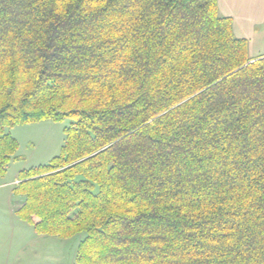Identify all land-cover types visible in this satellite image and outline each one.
Here are the masks:
<instances>
[{"label":"trees","instance_id":"trees-1","mask_svg":"<svg viewBox=\"0 0 264 264\" xmlns=\"http://www.w3.org/2000/svg\"><path fill=\"white\" fill-rule=\"evenodd\" d=\"M44 119L16 214L74 264H264V54L217 0H0V174Z\"/></svg>","mask_w":264,"mask_h":264},{"label":"rangeland","instance_id":"rangeland-1","mask_svg":"<svg viewBox=\"0 0 264 264\" xmlns=\"http://www.w3.org/2000/svg\"><path fill=\"white\" fill-rule=\"evenodd\" d=\"M68 123V119L62 121L44 119L18 124L7 129L17 140L18 148L15 152L17 159L8 164L4 174H0V208L2 209L0 211V264H22L21 260L6 262V254L9 249L12 251L16 249L14 244L29 241L27 233L20 234L18 224L23 223L29 229L30 226L18 215L14 218L7 214L4 209L7 200L10 202V206L15 207L16 202L22 198L20 195L11 193L15 186L13 182L17 179L20 170L45 164L60 152L64 141L63 127ZM83 235L84 233H80L65 240L53 237L49 239L51 244L41 241L39 245L26 248V252L29 251V254L35 253L39 257L42 256L41 261L36 259L30 264H74L73 255L78 239L82 238ZM45 253L50 257H45Z\"/></svg>","mask_w":264,"mask_h":264},{"label":"crops","instance_id":"crops-1","mask_svg":"<svg viewBox=\"0 0 264 264\" xmlns=\"http://www.w3.org/2000/svg\"><path fill=\"white\" fill-rule=\"evenodd\" d=\"M217 8L218 12L221 15L231 18L232 30L234 35L236 37L247 39L248 55L251 58L263 55L264 0H217ZM11 193L13 194L12 191ZM22 201L23 199L21 198L16 202L17 205H15V207H12L9 205L10 202L7 200V204L5 203L6 206L4 208L6 213L16 218V209L20 206ZM1 210L2 209L0 208V211ZM18 229L21 235H24L23 232L27 233V235L29 236V241L14 244L16 246V249L14 251H12L11 249L7 251L6 262L21 260L22 264H30L33 263V261H36V259L37 261H41L42 256L39 257L35 255V253L29 254V251L26 252V248L39 245L41 244V241L47 244H51V241L49 239H52L54 236L38 235L33 231L31 226L29 229V227H26V225H24L23 223L18 224ZM74 256L75 254L73 255V258ZM45 257L50 256L45 253Z\"/></svg>","mask_w":264,"mask_h":264},{"label":"built area","instance_id":"built-area-1","mask_svg":"<svg viewBox=\"0 0 264 264\" xmlns=\"http://www.w3.org/2000/svg\"><path fill=\"white\" fill-rule=\"evenodd\" d=\"M15 183H17V181Z\"/></svg>","mask_w":264,"mask_h":264}]
</instances>
